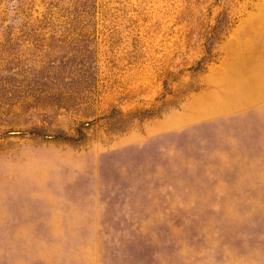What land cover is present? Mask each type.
<instances>
[{"label": "rangeland", "instance_id": "obj_1", "mask_svg": "<svg viewBox=\"0 0 264 264\" xmlns=\"http://www.w3.org/2000/svg\"><path fill=\"white\" fill-rule=\"evenodd\" d=\"M0 264H264V0H0Z\"/></svg>", "mask_w": 264, "mask_h": 264}]
</instances>
